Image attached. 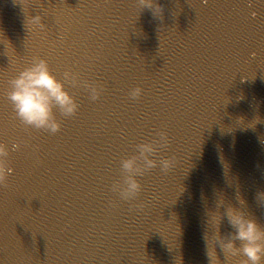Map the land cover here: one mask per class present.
Returning <instances> with one entry per match:
<instances>
[{"label": "clouds", "instance_id": "1", "mask_svg": "<svg viewBox=\"0 0 264 264\" xmlns=\"http://www.w3.org/2000/svg\"><path fill=\"white\" fill-rule=\"evenodd\" d=\"M143 8L152 10L154 16L162 14V8L154 3V0H139ZM34 25L44 28L41 16H35ZM69 87L83 88L91 101H98L104 88L98 83H90L82 80L78 73L66 71L63 79L58 78L51 70L48 62L42 58H34L31 64L19 72L9 81L7 99L10 102L16 118L26 127L57 134L61 131V122L57 113L64 118H71L78 114L80 103L75 95L69 91ZM142 95L141 88H135L130 92L133 100ZM167 132L158 133V138L149 142L136 145V155L121 161V179L112 186V191L119 195L123 201L135 200L142 192V185L138 177H143L148 171L159 167L162 172L168 173L175 166V158L154 159L157 153L168 146ZM264 144V141H261ZM21 145L14 143L11 150H19ZM10 149L0 143V184L7 182L13 169L8 164ZM218 161L221 167L227 171L230 162L223 153V148H217ZM257 169L261 165L257 164ZM255 201L259 207H264V190H258ZM240 207H234L227 203L223 196L217 201V208H223V213L213 214L219 217V227L226 219L230 231L226 235L213 234V244L210 250L207 232L203 239L206 245V255L209 264H213L212 253L217 255V247L222 250L228 264L231 258L243 256L242 264H264V225L250 214L247 202L238 197ZM213 217H211L212 219Z\"/></svg>", "mask_w": 264, "mask_h": 264}]
</instances>
